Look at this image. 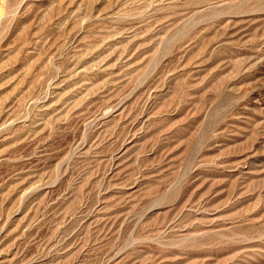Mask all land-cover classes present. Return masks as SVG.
<instances>
[{
  "label": "rangeland",
  "instance_id": "rangeland-1",
  "mask_svg": "<svg viewBox=\"0 0 264 264\" xmlns=\"http://www.w3.org/2000/svg\"><path fill=\"white\" fill-rule=\"evenodd\" d=\"M0 264H264V0H0Z\"/></svg>",
  "mask_w": 264,
  "mask_h": 264
}]
</instances>
